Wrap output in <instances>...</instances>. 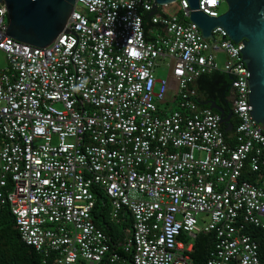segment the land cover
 Masks as SVG:
<instances>
[{
  "label": "built area",
  "instance_id": "built-area-1",
  "mask_svg": "<svg viewBox=\"0 0 264 264\" xmlns=\"http://www.w3.org/2000/svg\"><path fill=\"white\" fill-rule=\"evenodd\" d=\"M223 3L198 11L218 18ZM175 4L170 15L153 0H76L67 30L39 48L6 34L0 2V212L10 207L44 262L193 264V240L215 232L207 264H264L250 233L264 230V180L243 178L264 170L244 47L220 27L204 39L188 1ZM215 72L232 78L233 146L220 114L196 101L195 83ZM96 188L113 222L132 220L114 245L94 223Z\"/></svg>",
  "mask_w": 264,
  "mask_h": 264
},
{
  "label": "water",
  "instance_id": "water-1",
  "mask_svg": "<svg viewBox=\"0 0 264 264\" xmlns=\"http://www.w3.org/2000/svg\"><path fill=\"white\" fill-rule=\"evenodd\" d=\"M170 5L178 0H153ZM192 11L190 21L202 32L204 39L213 38V30L222 28L235 43L242 42L240 53L249 72V106L252 121L264 134V0H223L227 11L218 18L199 10L200 0H187ZM8 8L9 29L6 34L15 40L39 48H48L67 30L76 0H0ZM232 79V78H231ZM203 106L217 111L226 133L234 132V114L227 113L216 102Z\"/></svg>",
  "mask_w": 264,
  "mask_h": 264
},
{
  "label": "trees",
  "instance_id": "trees-1",
  "mask_svg": "<svg viewBox=\"0 0 264 264\" xmlns=\"http://www.w3.org/2000/svg\"><path fill=\"white\" fill-rule=\"evenodd\" d=\"M231 84L230 75L222 72H215L201 77L195 83L198 91L197 103L202 108L208 109L209 106H203L206 101L224 104L230 96ZM232 134L226 133V139L233 146L235 138ZM243 178L254 183L263 181L264 170L260 173H250L246 170ZM95 193L97 194V201L93 211L94 223L110 238L111 244L114 245L125 237L126 232L131 228L132 220L129 215H126L121 223L113 222L110 216L111 205L109 199L98 188L95 189ZM250 233L258 241L260 257L264 261V230L252 228ZM216 241L217 235L215 232L199 233L194 240L191 252L193 264H207L215 249ZM123 258L126 260V264L131 262V255L123 254ZM51 262V260L44 262V257L41 254L33 247L22 242L11 209L9 206H5L0 212V264H52Z\"/></svg>",
  "mask_w": 264,
  "mask_h": 264
},
{
  "label": "rangeland",
  "instance_id": "rangeland-1",
  "mask_svg": "<svg viewBox=\"0 0 264 264\" xmlns=\"http://www.w3.org/2000/svg\"><path fill=\"white\" fill-rule=\"evenodd\" d=\"M79 11L84 12L85 10L80 6ZM226 11H227V5L225 3H223V5L221 7V12L224 13ZM167 12L170 15H176L180 12L179 6L177 4H172L168 7ZM224 59H225V56L221 55L220 60L223 61ZM166 61H168V60H166ZM165 62L163 61V64L161 63L162 65L157 67L155 70V74L158 78L167 77V75H168L169 69L165 66L166 65ZM7 65H8V62L6 60L5 55L0 52V68L4 69L5 67H7ZM197 218L199 221V227L200 228H204L207 226V224H208V217L207 216L198 215ZM263 223H264V219H263Z\"/></svg>",
  "mask_w": 264,
  "mask_h": 264
},
{
  "label": "flooded vegetation",
  "instance_id": "flooded-vegetation-1",
  "mask_svg": "<svg viewBox=\"0 0 264 264\" xmlns=\"http://www.w3.org/2000/svg\"><path fill=\"white\" fill-rule=\"evenodd\" d=\"M233 104H234V95H230L224 104H218L220 107H222L226 112L233 113ZM233 122L236 125L237 119L234 117Z\"/></svg>",
  "mask_w": 264,
  "mask_h": 264
},
{
  "label": "crops",
  "instance_id": "crops-1",
  "mask_svg": "<svg viewBox=\"0 0 264 264\" xmlns=\"http://www.w3.org/2000/svg\"><path fill=\"white\" fill-rule=\"evenodd\" d=\"M232 133H233L232 136L235 138V134H234V132H232ZM247 171H248V170H247ZM181 240H182L183 242H185L186 245H188L189 243H191V242H189V240H187V239L185 238V236L181 237ZM193 246H194V240H193Z\"/></svg>",
  "mask_w": 264,
  "mask_h": 264
}]
</instances>
